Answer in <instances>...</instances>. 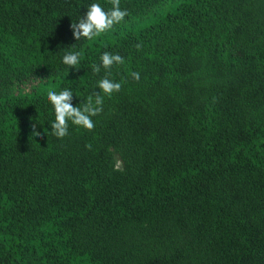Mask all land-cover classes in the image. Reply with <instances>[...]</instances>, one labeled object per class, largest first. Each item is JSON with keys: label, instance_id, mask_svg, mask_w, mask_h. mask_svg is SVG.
Listing matches in <instances>:
<instances>
[{"label": "trees", "instance_id": "1", "mask_svg": "<svg viewBox=\"0 0 264 264\" xmlns=\"http://www.w3.org/2000/svg\"><path fill=\"white\" fill-rule=\"evenodd\" d=\"M92 2L112 0H0V264H264V0H120L113 30L75 40ZM65 88L103 110L56 138Z\"/></svg>", "mask_w": 264, "mask_h": 264}, {"label": "clouds", "instance_id": "2", "mask_svg": "<svg viewBox=\"0 0 264 264\" xmlns=\"http://www.w3.org/2000/svg\"><path fill=\"white\" fill-rule=\"evenodd\" d=\"M127 15L126 9H121L120 0H112L111 8L105 10L100 3H90L86 11L80 16L76 23L70 26L73 29L75 40L84 38L91 40L104 33L118 23ZM139 47V45H137ZM80 52L69 51L61 57V62L67 66H75L79 63ZM123 59L119 54L104 51L99 56V64L92 65L93 74L99 73L101 68L106 72L104 76L96 81V86L104 94L111 96L114 92H119L121 83L109 78L107 70L114 64H122ZM132 78L139 80V73H131ZM100 92H94L83 103L82 107L73 106L70 103L73 93L65 88L60 91H48L47 101L51 104L54 119L49 121L48 125L52 135L56 138H63L68 134L69 122L72 125L83 129L91 130L94 127L93 117L100 114L103 110V97ZM34 135L39 134L33 129ZM86 147H89L86 145ZM119 163V162H118Z\"/></svg>", "mask_w": 264, "mask_h": 264}, {"label": "rangeland", "instance_id": "3", "mask_svg": "<svg viewBox=\"0 0 264 264\" xmlns=\"http://www.w3.org/2000/svg\"><path fill=\"white\" fill-rule=\"evenodd\" d=\"M167 8H168V5H166L165 9L158 10L157 13H155V15H150V16L144 18V19H139V20L128 22L124 26H122L121 28L123 30L124 29H128V28L135 29V30H139L141 28H144V27H146V26H148V25H150L152 23H155L159 19L164 18L165 14H166V11H167ZM111 30H113V29H111ZM111 41H113V39ZM49 83L51 85H53L52 82H49ZM42 85L43 84H36L35 86H37V87L41 86L42 87Z\"/></svg>", "mask_w": 264, "mask_h": 264}]
</instances>
